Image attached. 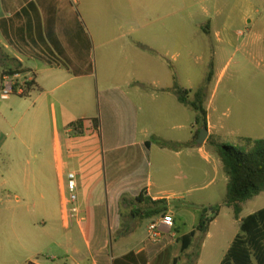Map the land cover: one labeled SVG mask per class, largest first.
Masks as SVG:
<instances>
[{"label": "crops", "instance_id": "0c3cea01", "mask_svg": "<svg viewBox=\"0 0 264 264\" xmlns=\"http://www.w3.org/2000/svg\"><path fill=\"white\" fill-rule=\"evenodd\" d=\"M155 1L117 0V9L114 0H0V90L7 75H18L19 83L34 82L25 96L0 93V250L14 253L10 263L141 264V258L148 264L179 262L181 239L188 234L180 236L171 199L152 196L151 182H141L153 147L164 150L153 143L144 125L173 121L174 128L183 129L189 123L190 140L173 142L179 147L190 144L183 147L193 156L199 150L191 145L196 113L178 101L174 85L160 86L153 79L147 86L129 68L144 56L169 55L170 25ZM96 54L103 63L99 117L88 81L95 75ZM121 61L126 62L123 71L117 64ZM162 107H167L164 116L158 112ZM80 120L83 132L76 135L72 125ZM207 128L210 139L208 116ZM68 172L77 175L81 220L65 216L63 183ZM140 190L154 201L166 200L174 227L161 228V238H149L151 243L144 246L119 240L116 254L108 259L105 250L120 230L121 199ZM217 220L211 222L207 237ZM38 233L47 235L51 245L35 252ZM174 239L181 245L172 247Z\"/></svg>", "mask_w": 264, "mask_h": 264}, {"label": "rangeland", "instance_id": "374dc122", "mask_svg": "<svg viewBox=\"0 0 264 264\" xmlns=\"http://www.w3.org/2000/svg\"><path fill=\"white\" fill-rule=\"evenodd\" d=\"M113 5L118 9L121 4L114 0ZM155 6L163 7L166 16L163 21L170 25L172 44L167 47L169 55L165 59L144 56L129 68L148 82L147 86H151L149 82L155 79L160 86L178 84L193 92L204 89L207 95L204 107L212 131L210 140L234 147L242 146L243 138L264 140V0H156ZM179 52L181 56L176 57ZM99 57L98 54L92 56L95 75L88 80L97 117L103 104L99 97L103 63ZM125 63H117L121 71ZM121 78L118 77L117 82ZM166 108L158 110L160 116H164L162 112ZM141 122L144 124V121ZM174 123L149 121L148 125H144L152 132V140L158 137L173 145L164 150L153 147L145 167H142L141 182L143 185L151 182L152 196L171 199L178 217L180 236L197 230L204 209L208 210L207 217L213 218L211 209L220 206L218 220L210 227V235L207 237L196 232L188 252L178 254L180 260L177 263L220 264L240 233V220H236L233 210L225 205L228 177L208 138L202 145L192 140L191 145L199 147L198 153L193 156H189L185 147L175 145V139L190 140L191 128L189 123L183 129L174 128ZM203 147L208 152L200 150ZM176 152L180 155L177 156ZM1 163V167H5V161ZM131 174L132 169L125 176ZM58 192L59 188L56 196L60 201ZM2 194L4 191L0 190V197ZM141 194L147 197L146 191L140 190L132 197L126 195L121 199L120 230L112 237V247L105 250L108 259L116 254L119 240L129 241L128 246L151 243L148 237L150 219L132 217V210L140 206L136 205L135 199ZM2 205L0 203V213ZM262 209L264 192L242 204L240 218ZM169 214L174 218L168 210L166 215ZM34 240L37 241L35 252L44 251L51 245L49 237L43 233H38ZM171 245L175 247L181 242L174 239ZM13 256L14 253L0 250V264H12L10 259ZM44 256L38 257L40 262H44ZM139 262L148 264L149 261L141 258Z\"/></svg>", "mask_w": 264, "mask_h": 264}, {"label": "trees", "instance_id": "16d2710c", "mask_svg": "<svg viewBox=\"0 0 264 264\" xmlns=\"http://www.w3.org/2000/svg\"><path fill=\"white\" fill-rule=\"evenodd\" d=\"M210 81V79H208ZM34 86V82L28 83L29 89ZM172 92L177 96L178 101L189 107L196 113V125L198 126L194 134V142L200 135V129L207 127V111L204 107L207 98L204 89L193 92L186 90L175 84ZM99 128V119H95ZM82 120L77 121L72 126L76 135L83 132ZM200 126V128H199ZM242 146L234 147L217 143L208 139L214 153L220 159L223 169L228 177L225 205L233 210L236 220H240V233L234 238L228 251L220 264H264V209L241 219L242 204L247 200L264 192V140L241 139ZM161 148H167L173 144L164 140L155 139ZM149 148L150 143H146ZM188 147L189 144L181 145ZM136 205H140L132 210V217L140 219H154L166 215L168 212L166 200L154 201L149 197H142V194L135 199ZM213 218L207 217L208 210L202 211V220L196 231L184 236L182 240L183 252H186L192 245L196 232L206 235L209 226L215 217L219 215L220 206L211 209ZM33 264V263H29Z\"/></svg>", "mask_w": 264, "mask_h": 264}, {"label": "built area", "instance_id": "2783aa9c", "mask_svg": "<svg viewBox=\"0 0 264 264\" xmlns=\"http://www.w3.org/2000/svg\"><path fill=\"white\" fill-rule=\"evenodd\" d=\"M16 76H5L2 82L1 93L4 96L11 94H18L25 96L29 91L28 83L30 80H25L23 83L17 82ZM63 205L65 209V216L68 220L78 219L81 220L80 210L78 206V195H77V175L74 172H68L65 176L63 183ZM175 221L172 215H164L159 217L158 220L152 222L148 227L149 238L153 241H158L161 236V228L172 229Z\"/></svg>", "mask_w": 264, "mask_h": 264}, {"label": "water", "instance_id": "95a60500", "mask_svg": "<svg viewBox=\"0 0 264 264\" xmlns=\"http://www.w3.org/2000/svg\"><path fill=\"white\" fill-rule=\"evenodd\" d=\"M209 132H208V128L206 126H203L200 129V135L199 138L197 140V143L199 145H202L203 143H205L206 139L208 138Z\"/></svg>", "mask_w": 264, "mask_h": 264}]
</instances>
